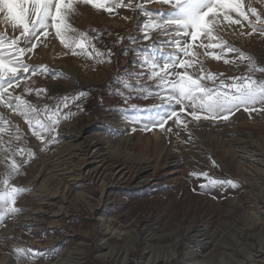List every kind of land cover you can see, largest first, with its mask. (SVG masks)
<instances>
[{"label":"rangeland","instance_id":"1","mask_svg":"<svg viewBox=\"0 0 264 264\" xmlns=\"http://www.w3.org/2000/svg\"><path fill=\"white\" fill-rule=\"evenodd\" d=\"M123 3L132 8L109 14L77 4L70 16L78 32L98 35L93 43L105 55L73 54L50 29L24 56L46 71L22 76L10 91L45 121L61 105L55 132L42 141L25 117L0 104V116L10 122L0 120V190L12 160L19 171L10 184L25 189L16 200L19 211L0 221V264H264V111L241 108L228 119L194 121L189 108L180 113L186 128L174 118L163 129L152 126L157 113L179 112L180 106L161 103L156 93H166L138 61L145 52L164 60L178 50L157 43L175 38L164 34L171 29L143 38L139 5L153 14L172 9L159 0ZM244 5L251 20L249 6L264 17V0ZM234 18L241 23L222 22L215 35L264 66V35ZM0 33L11 37L19 29L14 32L0 14ZM194 51L206 70L202 82L214 90L224 91L221 81L237 77L264 78L235 53L225 63L203 48ZM192 173L235 186L202 187L208 182Z\"/></svg>","mask_w":264,"mask_h":264},{"label":"snow or ice","instance_id":"2","mask_svg":"<svg viewBox=\"0 0 264 264\" xmlns=\"http://www.w3.org/2000/svg\"><path fill=\"white\" fill-rule=\"evenodd\" d=\"M159 2L169 5L172 10L153 14L144 3L139 5L140 11L146 18L142 26L143 38L148 39L151 31L154 30L171 29L164 34L175 38L157 43L161 44V47L163 44H171L178 51L166 54L164 60H157L145 52L138 64L141 69H147L148 78L156 80L157 88L166 93H156L160 96L161 103L169 106L179 105L180 109L179 112L173 109L164 114L157 113L156 117L152 118V126L163 129L167 121L174 118L177 125L186 128L187 121L181 119L180 113L186 112L189 108L191 111L187 112V115L194 121L228 119L241 108L250 114L253 111H264V78L256 79L252 75L237 77L233 78L231 83L221 81L220 87L224 88V91L214 90L202 82L206 78V70L202 60L198 58L199 54L194 51V48H203L206 50V55H211L216 60L223 59L225 63L231 62L226 58L227 54L235 53L239 60L248 61L250 73L264 72V66L257 64L254 57L241 52L238 48L227 46L225 41L215 35L217 25L222 22L232 25L241 23L239 18L234 17H242L248 21L252 33L259 32L264 35V17L258 10L249 6L251 14L256 18L253 21L249 17V12L245 10L244 0H159ZM77 4L91 5L94 9L104 10L109 14H112L117 7L132 8L131 3L124 4L123 0H0V14L3 15L5 24L10 23L14 32L19 29V34L11 37L0 33V104L25 117L34 135L42 141L46 139L45 134L55 132L60 120L57 113L61 105H58L45 121L39 118V112L34 106L20 96H13L10 90L14 91V85L19 87L22 76L46 71V66L34 67L27 64L24 56L37 47L41 37L47 39L50 29L54 31V37L58 38L65 48L71 49L73 54L78 55L82 52L89 57L93 53L97 56L105 55L96 50L93 43L98 39V35L90 37L88 33L78 32L70 24V16L75 13ZM72 33L75 35H70ZM129 40L134 42L132 37ZM21 43L24 44L23 47L20 46ZM216 48H220L221 53L207 52L208 49ZM77 49L80 52H77ZM107 55L110 57L111 52L109 51ZM181 56L184 58L182 59ZM107 62H110V59ZM193 68L197 69L200 75L189 71ZM181 69L183 71H180ZM207 78L215 80L214 76ZM37 94L39 95V92ZM85 94L81 91L79 96ZM76 98L78 97L74 99ZM257 105L260 107L258 108ZM63 106H67L66 102ZM0 120L5 124L10 123L2 116ZM33 120H35L34 124ZM4 130L0 128V132ZM28 155L31 157L34 153L29 152ZM10 168L9 176L2 181L4 188L0 190V221L8 213L19 211V208L15 207L16 200L25 191L10 184L11 174L19 171V165L15 160H12ZM192 175L202 176L208 182L202 187L223 183L235 186L231 180H219L210 177L208 173H192Z\"/></svg>","mask_w":264,"mask_h":264}]
</instances>
